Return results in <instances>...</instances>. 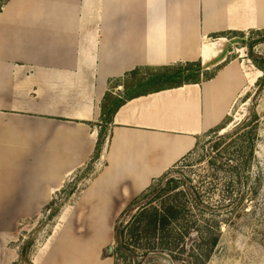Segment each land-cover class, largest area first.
Wrapping results in <instances>:
<instances>
[{"label":"crops","instance_id":"0c3cea01","mask_svg":"<svg viewBox=\"0 0 264 264\" xmlns=\"http://www.w3.org/2000/svg\"><path fill=\"white\" fill-rule=\"evenodd\" d=\"M262 28L264 0H8L0 9V264H16L18 222L57 201L91 163L105 95L125 96L127 73L219 65L209 80L126 100L87 186L30 255L32 264H115L105 253L115 244L109 220L230 115L244 76L226 63L224 42Z\"/></svg>","mask_w":264,"mask_h":264},{"label":"rangeland","instance_id":"374dc122","mask_svg":"<svg viewBox=\"0 0 264 264\" xmlns=\"http://www.w3.org/2000/svg\"><path fill=\"white\" fill-rule=\"evenodd\" d=\"M249 34L247 32L246 36ZM224 49L226 63L234 61L244 76L243 89L225 120V128L211 130L199 137L196 147L154 182L167 185L173 180L172 184H179L186 192L188 185L193 186L207 209L197 207L188 194L185 198L187 218L193 224L189 225L190 235L183 245L185 251L181 253V245L177 250L181 255L164 251L157 262L146 264H189L188 257L198 242V233L205 227V222L212 226L216 221L220 223V242L207 264H264V89L257 93L256 84L262 72L242 39L237 36L229 38L224 42ZM254 53L264 56V43L255 45ZM217 67L219 65L210 66L211 70ZM253 144L254 155L249 160ZM94 169L89 168L76 176L57 203L45 206L37 216L18 222L12 235L16 264H31L30 255L35 246L46 240L56 224L64 223L51 217V213L66 204L74 205ZM119 217L110 219L109 223L115 225ZM129 219L130 215H127L118 221L120 224ZM30 242L32 244L28 246ZM108 248L105 253L110 254Z\"/></svg>","mask_w":264,"mask_h":264},{"label":"trees","instance_id":"16d2710c","mask_svg":"<svg viewBox=\"0 0 264 264\" xmlns=\"http://www.w3.org/2000/svg\"><path fill=\"white\" fill-rule=\"evenodd\" d=\"M7 1L0 0V9ZM233 36L242 39L244 45L249 48L253 62L262 72L256 82L257 93H261L264 89V56L255 54L254 46L264 43V28L251 30L249 36H246L245 32L236 31L233 32ZM218 69L220 66L211 70L210 65L203 64L201 61H193L155 68L141 67L127 73L123 83L125 96L120 92L114 94L110 91L105 95L95 153L85 172L89 168L93 169V163L99 158L105 145L107 129L113 122L117 110L128 98L148 91H158L209 80L216 75ZM225 120L216 127L217 129L213 130L225 128L227 122ZM253 155L254 144L250 149L248 159L251 160ZM236 175L241 176V174ZM172 181L170 180L167 185L153 183L142 194L134 198L121 213L119 219L127 215H130V219L127 222H120V224L121 220L118 219L119 221L116 222L114 251L109 254L114 256L115 264L155 263L164 251L178 255L185 251L183 245L187 235H190L189 225L193 224L187 218L186 196L191 195L197 207L207 208L202 204L199 192L193 189V186L188 185V192H186L185 189L180 188L179 184H172ZM64 191L66 192V189ZM55 203L57 201H53L51 204ZM59 211V208L54 209L51 217L57 216ZM219 229V221L214 222L212 226L205 222V227L199 233L196 232L198 233L196 239L198 242L189 254V264H207L220 242ZM31 244L32 242L28 246ZM181 245L179 254L180 251L177 250ZM160 250L161 252H159ZM140 255L141 259H139ZM23 257H26V252L23 253Z\"/></svg>","mask_w":264,"mask_h":264},{"label":"water","instance_id":"95a60500","mask_svg":"<svg viewBox=\"0 0 264 264\" xmlns=\"http://www.w3.org/2000/svg\"><path fill=\"white\" fill-rule=\"evenodd\" d=\"M113 249H114V246H112V245L109 246V248H108V252H109V253H112V252H113Z\"/></svg>","mask_w":264,"mask_h":264}]
</instances>
